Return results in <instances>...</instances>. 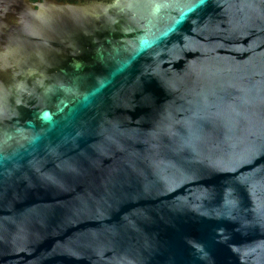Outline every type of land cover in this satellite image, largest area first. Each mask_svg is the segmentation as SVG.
Instances as JSON below:
<instances>
[{"label": "water", "instance_id": "1", "mask_svg": "<svg viewBox=\"0 0 264 264\" xmlns=\"http://www.w3.org/2000/svg\"><path fill=\"white\" fill-rule=\"evenodd\" d=\"M0 264H264V0H0Z\"/></svg>", "mask_w": 264, "mask_h": 264}, {"label": "flooded vegetation", "instance_id": "2", "mask_svg": "<svg viewBox=\"0 0 264 264\" xmlns=\"http://www.w3.org/2000/svg\"><path fill=\"white\" fill-rule=\"evenodd\" d=\"M34 2H39V1H42V0H33ZM59 1H63V2H71V3H78V2H81V1H87V0H59ZM105 1H114V0H105Z\"/></svg>", "mask_w": 264, "mask_h": 264}]
</instances>
